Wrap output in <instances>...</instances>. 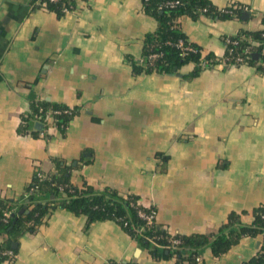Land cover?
Listing matches in <instances>:
<instances>
[{"label":"crops","instance_id":"obj_1","mask_svg":"<svg viewBox=\"0 0 264 264\" xmlns=\"http://www.w3.org/2000/svg\"><path fill=\"white\" fill-rule=\"evenodd\" d=\"M210 2L246 12L179 19L205 55L223 59L225 37L264 30V0ZM43 4L0 0V198L21 202L37 172L51 176L59 160L79 188H110L155 206L157 223L171 234L216 232L232 213L251 223L264 206L259 66L221 63L191 80L184 76L192 63L178 74H136L131 60H141L159 26L142 0H77L63 16ZM45 102L76 111L65 132L52 118L27 125L34 105ZM263 240L243 238L221 257L207 249L199 264H244ZM12 248L14 261L0 264H188L152 257L115 221L87 229L86 216L65 210Z\"/></svg>","mask_w":264,"mask_h":264},{"label":"trees","instance_id":"obj_2","mask_svg":"<svg viewBox=\"0 0 264 264\" xmlns=\"http://www.w3.org/2000/svg\"><path fill=\"white\" fill-rule=\"evenodd\" d=\"M142 1L144 11L156 18L159 26L155 33L147 36L141 60H131L134 72L136 74H178L182 67L192 63L194 64L193 72L184 76L189 80L197 78L204 69L221 64L223 59L212 54L205 55L202 48L192 43L182 31L179 19L182 16H189L193 20H198L202 16L214 20L241 19L246 12L245 8L239 5L218 9L210 0ZM171 1H180L181 4L176 7L166 6ZM69 3L75 5L72 0H58L47 2V7L59 16H63L62 9ZM230 38L239 42L237 46H233L235 50L242 51L249 48L250 58L246 64L258 65L264 72V30H243L237 36ZM252 42H258L259 45L253 46ZM181 43L182 46H180ZM225 47L224 58L229 56L231 46ZM254 54L260 55L257 60L253 58ZM154 55L158 57L153 58ZM65 109L68 108L47 102L34 105L33 112L26 117L30 121L27 125L33 127L34 118L38 115L45 116L49 110L63 112ZM74 116L75 114L72 116L62 113L55 115L54 120L60 130L65 132ZM53 162L56 172L49 177L44 175V180L36 174L35 181L27 189L28 195L21 202L0 198V217L3 211L14 210L8 223L0 221V239H3L0 241V248L6 247L13 250L14 239L26 233H35L46 222V218L57 210H65L76 216H86L87 229L95 222L115 221L136 240L140 248L147 250L152 257L162 260L175 257L178 263L199 264L201 256L207 249H210L215 257H221L246 237L262 236L264 239V206L254 211V219L251 223L244 222L241 215L232 213L228 221L216 232L193 235L171 234L157 221L151 226L147 225L140 213L147 214L149 210L140 205L138 197L122 196L110 188L97 190L87 183L79 188L72 183L71 176L62 162L59 160ZM32 188H34L33 192H31ZM23 206L27 207L29 212L19 215ZM174 241L178 243L174 244ZM105 264L140 263L138 260H132L110 261ZM244 264H264V240L258 254Z\"/></svg>","mask_w":264,"mask_h":264},{"label":"built area","instance_id":"obj_3","mask_svg":"<svg viewBox=\"0 0 264 264\" xmlns=\"http://www.w3.org/2000/svg\"><path fill=\"white\" fill-rule=\"evenodd\" d=\"M58 0H47V2H57ZM73 2H75V5L72 3L69 4H65V6L62 9V12L64 14H69L71 12H73L75 10V6H76V2L77 0H72ZM47 2H44L43 5L47 6ZM181 3L180 1H171L168 2L166 4V6H170V7H176L179 6ZM224 43L225 46H231L230 50H229V56L223 58L222 64L225 65H229V66H234L233 64H240V65H245L247 60L250 58V50L249 48H245L242 51H240L239 49H236L233 46H237L238 45V41L237 40H231L230 37H226L224 38ZM253 46H258L259 43L258 42H252ZM180 46H182V43L180 44ZM158 55H154L153 58H157ZM69 114V115H76V111L73 109H65L63 112L62 111H53V110H49L45 116L42 115H38V119H44L45 121L54 119L55 115H59V114ZM55 121V120H53ZM42 124V123H41ZM59 127V126H58ZM62 127L64 128V125H62ZM60 129V127H59ZM38 177L41 180L45 179V176L42 172H37ZM34 191V188L31 189V192ZM28 195V194H27ZM149 213H140V216L147 222L148 226L153 225L156 222V217H157V208L155 206H152L150 208H148ZM14 212V210H5L2 212V216L0 217V221L4 222V223H8L10 220V217L12 216V213ZM177 241H174V244H177ZM16 258V254L15 252L10 249V248H6V247H2L0 248V261H9L12 262L14 261V259Z\"/></svg>","mask_w":264,"mask_h":264},{"label":"water","instance_id":"obj_4","mask_svg":"<svg viewBox=\"0 0 264 264\" xmlns=\"http://www.w3.org/2000/svg\"><path fill=\"white\" fill-rule=\"evenodd\" d=\"M246 16L248 15L247 13L245 14ZM259 54H254L253 55V58L255 59V60H257L258 58H259ZM39 127H41V126H39ZM24 213H27V211H26V207L25 208H22L20 211H19V215H23ZM15 246H16V244H15ZM138 252H140V250L138 249Z\"/></svg>","mask_w":264,"mask_h":264}]
</instances>
